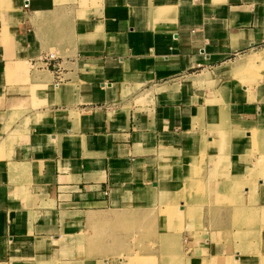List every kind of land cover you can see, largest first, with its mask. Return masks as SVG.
I'll return each instance as SVG.
<instances>
[{
	"label": "crops",
	"instance_id": "0c3cea01",
	"mask_svg": "<svg viewBox=\"0 0 264 264\" xmlns=\"http://www.w3.org/2000/svg\"><path fill=\"white\" fill-rule=\"evenodd\" d=\"M263 53L264 0H0V264H264Z\"/></svg>",
	"mask_w": 264,
	"mask_h": 264
},
{
	"label": "rangeland",
	"instance_id": "374dc122",
	"mask_svg": "<svg viewBox=\"0 0 264 264\" xmlns=\"http://www.w3.org/2000/svg\"><path fill=\"white\" fill-rule=\"evenodd\" d=\"M260 50V49H259ZM258 51V50H257ZM247 60H250V62L245 66V67H251L253 65H255L256 62H260V64H258L259 66L257 67H254L252 69H255L256 71H258L259 69L261 70L263 67H264V53L263 54H254L252 56H250ZM251 138V137H250ZM252 139H256V134H252ZM173 209V208H172ZM172 209H169V211L171 213L172 212ZM169 215V214H168ZM169 216H172V215H169ZM144 231V230H142ZM139 259V258H137ZM142 262V261H141Z\"/></svg>",
	"mask_w": 264,
	"mask_h": 264
},
{
	"label": "built area",
	"instance_id": "2783aa9c",
	"mask_svg": "<svg viewBox=\"0 0 264 264\" xmlns=\"http://www.w3.org/2000/svg\"><path fill=\"white\" fill-rule=\"evenodd\" d=\"M23 8H27V3L23 6ZM42 62H43L44 67L47 69H54L55 70L56 67L58 66V65L54 64V58L51 56L44 58L42 60ZM57 69H58V67H57Z\"/></svg>",
	"mask_w": 264,
	"mask_h": 264
},
{
	"label": "bare ground",
	"instance_id": "6f19581e",
	"mask_svg": "<svg viewBox=\"0 0 264 264\" xmlns=\"http://www.w3.org/2000/svg\"><path fill=\"white\" fill-rule=\"evenodd\" d=\"M244 62V61H243ZM246 63V61L244 62V64ZM249 63V62H248ZM243 64V63H242ZM244 64H243V66H244ZM240 65V64H239Z\"/></svg>",
	"mask_w": 264,
	"mask_h": 264
}]
</instances>
